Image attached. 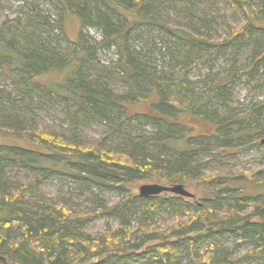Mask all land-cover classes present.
<instances>
[{
    "label": "trees",
    "instance_id": "16d2710c",
    "mask_svg": "<svg viewBox=\"0 0 264 264\" xmlns=\"http://www.w3.org/2000/svg\"><path fill=\"white\" fill-rule=\"evenodd\" d=\"M41 1L55 4L54 25L42 23L36 5ZM177 1L186 5L192 17L208 25L209 19L195 13L190 0H33L30 3L24 0L26 21L19 32L23 58L17 54V58L13 57L11 46L15 39L8 30L0 28V62L10 72L14 91L27 96L42 89L47 99L58 94L72 102L70 114H83L90 121L104 123L111 134H117L119 142V148L112 149L106 147L104 140L86 144L77 133L71 141L49 136L42 129L20 133L19 115L4 109L7 117L3 115L4 121L0 123V258L5 264H226L228 254L222 243L229 238L236 243L254 245L246 258L264 256V204L256 199L260 196L229 194L227 185L207 191L208 196L186 221H176L159 231L157 222L162 211H172L178 216L180 205H188L184 202L186 198L165 196L169 193L140 198L132 191L142 181L184 187L191 184L199 190L205 189L204 185L221 182L214 176L188 181L196 175L197 166L193 163L203 145L192 142V128L182 119L189 116L200 128L212 130L215 134L211 137L219 135L224 142L228 138L223 130L233 126L231 137H235L238 134L235 125L239 122L210 114L203 108L206 97L190 91L189 82L175 69L187 64L194 48L212 47L219 54L230 49L235 56L250 49L249 63L243 71L248 78L260 74L264 84V0H224L234 12L244 14L245 23L225 38L210 42L197 37L188 27L177 29L160 24L157 14L152 12L155 6L173 8ZM73 22L79 31L72 41L76 47L72 57L61 56L37 37V31L45 32L47 28L66 34ZM145 26L164 27L180 42L179 51L170 57L172 66L163 76L141 62L131 49L132 33ZM88 28L100 32V41H92L83 34ZM108 49H114L119 56L114 70L127 88V96H114L99 76L85 74L84 64L92 63L95 52ZM52 74L59 75L57 84L51 81L41 85L39 78ZM234 78L235 73L228 72L213 81L210 89L218 103L222 104L228 97L227 86ZM181 85H186V92L191 94L186 108L165 94L166 89L174 90ZM134 107L146 111L130 112L129 108ZM131 124L152 126L154 134L145 137L121 131L124 126L131 129ZM5 134L13 137L19 134L22 143L34 148L3 142L1 135ZM170 152L176 157L166 155ZM55 156L58 161L54 160ZM9 163L33 170L34 182L25 186L10 180L6 172ZM54 173L69 175L88 190L93 187L102 192L115 188L127 192L125 198L95 213L116 219L117 229L97 237L85 229L92 219L86 213H72L60 206L57 199L44 195H39L45 201L41 205L24 199L26 193L35 191ZM217 202L224 203L227 209L219 211ZM250 206L253 211L242 215ZM133 221L140 225L132 228ZM14 235L18 239L11 240Z\"/></svg>",
    "mask_w": 264,
    "mask_h": 264
},
{
    "label": "rangeland",
    "instance_id": "374dc122",
    "mask_svg": "<svg viewBox=\"0 0 264 264\" xmlns=\"http://www.w3.org/2000/svg\"><path fill=\"white\" fill-rule=\"evenodd\" d=\"M28 2H33V0H28ZM190 2L195 8V13L209 19L208 25H204L197 17H192L182 1L175 2L173 8L155 6L152 12L157 14L158 21L162 26H173L177 29L188 27L197 37L208 42L225 38L231 30L238 29L245 23L244 14L234 12L224 0H190ZM36 5L40 10L42 23L54 25L57 20L55 4L41 1ZM26 13L27 8L24 0H0V28L8 30L14 37L15 42L11 46V52L15 58H17L15 54L23 58L24 51L19 32L25 25ZM164 27L145 26L144 30L137 29L132 33L130 45L133 52L139 56L140 61L146 62V65L160 76L168 73V67L172 66V64L169 65L170 57L179 51L180 46V42L172 37ZM78 31L77 23L73 22L67 28L66 34L54 28H47L45 32L37 31L36 33L39 40L46 42V46L55 49L61 56L72 57L76 50L72 41ZM83 34L92 41H100V32L95 29L88 28L83 31ZM203 48L205 49L194 48L195 52L187 57V64L175 69L182 73L185 80L189 82L190 91L198 96L206 97L203 108L206 107L210 114L235 121L239 120L235 125L238 134L231 137L230 129L233 126L230 129L225 128L223 134L226 132L225 136L228 139L224 142L218 134V136H214L215 138L211 137L215 134L212 130L200 128L195 120L190 121L189 116L182 119L184 124L192 128V142L203 145V148L197 151L193 163L197 166L196 175L189 178L188 181L204 179V176H214L219 177L221 182L218 185H204L205 189L202 190L191 184H185V189L194 195V199L184 200L188 205H180V210L176 211L178 216H175L172 211H162L157 222L159 231L176 221H186L188 215L194 213L195 207L201 203V200L208 196L207 191L220 189L225 185L230 189L229 194L242 193L252 197L260 196L256 199L264 204V144L260 143L264 138V84L261 83V76L259 74L248 78L243 71L249 63L250 49H245L235 56L230 49L219 54L212 47ZM1 59L0 53V61ZM118 59L119 56L114 49L97 50L92 63L84 64V71L88 76H99L114 96L124 97L128 95V90L118 79L114 70ZM10 68H14V66ZM171 68L173 69V67ZM228 72H234L235 78L233 83L227 86L228 97L223 99L220 104L212 97L210 87L220 75ZM170 73H172L171 69ZM9 74L8 68L3 67L0 62V123L7 117L4 109L8 108L10 114L17 112L19 115L17 120L20 125V133H24L26 129H42L49 136H61L66 141L73 140L72 135L77 133L86 144H98L104 140L106 147L119 148L117 134H111V129L107 125L98 121H90L83 114H70L69 110L73 106L70 100L63 99L58 94H51L50 99H47V95L41 92L42 89L36 93L21 96L17 91H14V84ZM172 78L174 79V76ZM59 79V75L52 74L39 78V82L46 86L51 81L57 84ZM36 80L38 81V79ZM147 85L145 84L146 88ZM185 86L181 85L174 90L166 89L165 94L186 108L189 106L190 99L188 98L191 94L186 92ZM129 110L130 112L146 111L143 107L129 108ZM3 115H5L4 118ZM10 130L13 131V129ZM121 131L145 137L154 134L152 126L134 124H131V129L127 126L122 127ZM14 136L16 138L13 135L5 134L1 135V139L3 142L16 143L23 148H34L26 142L22 143L19 134ZM166 155L170 158L176 157L172 152ZM53 158L58 161L56 156ZM6 172L10 180L25 186L35 180L33 170L24 169L11 163L7 166ZM154 184L171 186L156 181H142L133 187L132 191L138 196V189L141 186ZM127 194V192L115 188L102 189V192L93 187L88 190L83 188L75 178L62 173H54L46 181L41 182L35 191L26 193L24 199L27 202L41 205L45 201L40 199L39 195H44L57 199L60 206L72 213H86L92 218L85 227L86 231L101 237L108 230L115 231L118 221L110 217L95 216V213L103 211V207L114 205L125 198ZM165 196L173 198L170 194H165ZM216 205L221 212L227 209L224 203L217 202ZM252 211L253 207H246L241 214L247 215ZM139 225L136 221L131 224L132 228ZM10 238L11 240L18 239L15 235ZM130 241H134V236L130 237ZM222 245L228 254L226 264H264V256L255 259L245 257L254 249V245L250 242L236 243L235 240L229 238L224 240ZM0 264H5V262L0 260Z\"/></svg>",
    "mask_w": 264,
    "mask_h": 264
},
{
    "label": "water",
    "instance_id": "95a60500",
    "mask_svg": "<svg viewBox=\"0 0 264 264\" xmlns=\"http://www.w3.org/2000/svg\"><path fill=\"white\" fill-rule=\"evenodd\" d=\"M260 143L264 144V138L260 141ZM163 193H169L186 199L194 198V196L191 193H189L182 185L164 186L160 184H154V185H143L138 189V196L140 198L155 197ZM0 260H2V258H0Z\"/></svg>",
    "mask_w": 264,
    "mask_h": 264
}]
</instances>
